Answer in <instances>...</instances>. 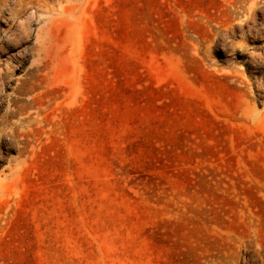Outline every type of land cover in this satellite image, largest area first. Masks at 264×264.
I'll list each match as a JSON object with an SVG mask.
<instances>
[{"label": "rangeland", "instance_id": "374dc122", "mask_svg": "<svg viewBox=\"0 0 264 264\" xmlns=\"http://www.w3.org/2000/svg\"><path fill=\"white\" fill-rule=\"evenodd\" d=\"M15 3L0 264H264V0Z\"/></svg>", "mask_w": 264, "mask_h": 264}, {"label": "bare ground", "instance_id": "6f19581e", "mask_svg": "<svg viewBox=\"0 0 264 264\" xmlns=\"http://www.w3.org/2000/svg\"><path fill=\"white\" fill-rule=\"evenodd\" d=\"M8 1L9 0H0V9L2 8V6H5L8 3ZM67 2H68L67 4H62L63 3L62 0H16L15 6H14V9H13V13H14V16L15 17H19V16H21V14L23 12H25L26 9H28L29 7H31L34 10L32 9L33 11L29 14L30 16L27 15L28 13L26 14L27 16H29V19L28 20H30V18H34V16L37 14V12H42L44 14H48L49 15L48 22L53 23L61 15H68L69 13H71V10L73 9V6L74 5L73 4H70V0H67ZM19 23H21V21ZM19 23L17 25H19ZM22 28L23 27H21V29ZM24 28H25V26H24ZM16 31H18V30H16ZM22 31H24V30H22ZM26 32H27V30H26ZM8 36L9 37H12L13 34H12V36H10V35H8ZM39 36H42V34H39ZM43 37H44V35H43ZM46 39H47V35L45 33V37L42 40V44L40 45V50L42 52H44V53L45 52L47 53L48 50H49V48H50V44H49L50 42L49 41L46 42ZM7 48L8 47H7L6 44H0V51L1 52L6 51ZM22 108H24V107H22ZM22 108H21L20 111L28 109L27 106L24 109H22ZM24 113H25V111L21 112L22 115H24ZM7 116L8 115H6V118H7ZM30 116H31L30 113H26L23 116V118L21 119V122L20 123L22 125H24V126H26V125L29 126V125L35 123L37 121L36 117L33 118V117H30ZM7 120H8V118H7Z\"/></svg>", "mask_w": 264, "mask_h": 264}]
</instances>
